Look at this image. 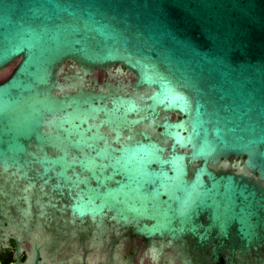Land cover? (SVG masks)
Listing matches in <instances>:
<instances>
[{
  "label": "water",
  "instance_id": "95a60500",
  "mask_svg": "<svg viewBox=\"0 0 264 264\" xmlns=\"http://www.w3.org/2000/svg\"><path fill=\"white\" fill-rule=\"evenodd\" d=\"M0 231L264 264V0H0Z\"/></svg>",
  "mask_w": 264,
  "mask_h": 264
},
{
  "label": "flooded vegetation",
  "instance_id": "af4514ba",
  "mask_svg": "<svg viewBox=\"0 0 264 264\" xmlns=\"http://www.w3.org/2000/svg\"><path fill=\"white\" fill-rule=\"evenodd\" d=\"M97 76L99 81L107 80L110 77L109 73L105 71H99ZM124 80L127 81L126 78ZM59 226H63L62 222ZM93 228L94 225L92 223L88 224L89 230H93ZM167 242H169V240L166 238L150 240L129 232L124 233L121 231L114 237L112 242V249L116 250V252L106 250L108 255H106V257L105 255L101 256L105 262L103 261L100 264H182V261H179L176 257L178 250L174 246V248L168 251L163 249V246H165ZM185 244L187 246H193L196 244V239L188 237L185 240ZM18 246L19 244L12 237V234L7 231H0V264H17L19 260L22 262L27 261L31 250L30 241H24L22 243V249L20 250ZM83 252H86V255H83V261L74 263L64 261L59 264H90L87 258L92 257V250L85 247ZM67 258L70 257L67 256Z\"/></svg>",
  "mask_w": 264,
  "mask_h": 264
}]
</instances>
